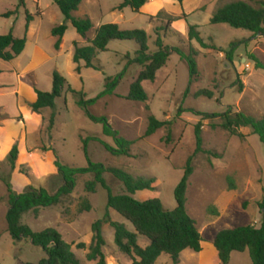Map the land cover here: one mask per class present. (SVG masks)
<instances>
[{
  "label": "rangeland",
  "instance_id": "374dc122",
  "mask_svg": "<svg viewBox=\"0 0 264 264\" xmlns=\"http://www.w3.org/2000/svg\"><path fill=\"white\" fill-rule=\"evenodd\" d=\"M21 1L24 7L16 16L0 17V35L13 32L18 38H24L27 35L26 11L35 17L43 12L44 16L42 22H37V25L42 23L40 32L30 37L26 56L16 62L30 71L22 80L21 88L14 90L17 92L15 103L18 112L8 101L12 93L10 88L14 85L0 88V264H37L46 257L41 248L34 247L28 240L15 243L8 233L7 183L17 194L30 187L44 188L55 194L63 181L54 164V153L58 154L63 164L87 167L88 160L81 138L91 139L87 150L92 162L121 169L133 177L155 179L154 192H139L134 198L139 201L159 199L166 210L173 211L177 207L175 189L183 177L188 159L196 150L195 130L199 124L202 125L204 149L217 153L221 159L199 154L193 160L194 172L189 181L187 210L197 223L203 239V250L201 253L191 250L183 252L180 264H220L213 245L219 232L240 226H262L263 216L258 204L264 195V145L250 129H241L246 138L240 139L219 128L222 122L220 118L205 119L198 113L219 115L231 110L232 113L242 112L255 118L264 117V70L256 69L252 61L254 56L264 65V36H255L226 24L211 25L210 21L215 11L227 4L243 1L257 5L264 0H188L184 6L177 0H150L149 11L153 16L135 14L126 9L125 20L120 18V12L112 11L125 0H87L77 13L88 14L94 29L87 39H78L76 30L69 26L61 51L55 49L56 39L51 30L64 24L65 19L54 0H40V3L37 0H0V15L14 10ZM181 15L186 16V21H178L175 29L163 30L170 16ZM104 24H118L123 30L146 31L152 53L156 51L157 34L166 46L181 47L186 53L195 49L198 51V79L190 83L188 65L178 55L172 54L154 82L142 83L149 96L148 101H128L126 97L130 86L141 68L129 65L128 57H136L138 46L135 42L127 41H112L108 51L100 53L98 59L102 71L86 69L82 62L78 73L71 56L73 43L78 39L81 46H86L95 37L96 27ZM189 26H197L209 46L215 45L227 51L232 43H236L234 61H228L221 51L203 49L196 41H190ZM175 33H180L181 37ZM34 47L37 50L31 58ZM56 71L67 79L73 90L83 92L87 100L97 98L105 90L106 77L124 73L115 94L102 98L89 111L96 117L108 118L120 137L134 143L131 157L113 156L96 141L101 140L116 148L114 140L103 134V125L90 120L77 105L73 94L67 91L56 101L55 127L48 131L52 110L34 113L31 99L35 88L52 91ZM8 72L6 75H10ZM5 78L8 79V76ZM241 85L243 88H240ZM202 90L212 92L213 97H198L197 93ZM179 112L180 116L177 117ZM151 115L162 122L173 121L171 134L163 128L153 136L146 137ZM212 124L217 128H212ZM15 145L18 146L19 156L16 168L12 170L8 157ZM104 177L114 195L126 193L124 185L113 175L107 173ZM92 179L91 175L80 176L74 192L62 204L42 209L38 217L29 213L23 219V223L35 232L56 229L67 243L72 244L74 253L84 264H96L86 259L95 222L104 220L109 213L112 221L133 230L117 212L108 210L107 191L98 187L95 194L87 193L85 186ZM85 199L91 203L92 210L80 214L79 209ZM210 210L217 211L218 215ZM103 236L107 264H132L130 258L117 247L115 231L107 223L103 225ZM79 244H85L86 249H78ZM139 245L147 247L148 239L140 237ZM251 263L249 251L234 252L231 256L230 264ZM156 264L173 262L169 256L162 255Z\"/></svg>",
  "mask_w": 264,
  "mask_h": 264
},
{
  "label": "trees",
  "instance_id": "16d2710c",
  "mask_svg": "<svg viewBox=\"0 0 264 264\" xmlns=\"http://www.w3.org/2000/svg\"><path fill=\"white\" fill-rule=\"evenodd\" d=\"M84 1L54 0L65 19L64 24L56 26L51 32L52 36L57 39L55 44L56 50H60L62 39L67 33L69 26H72L82 39H87L88 34L94 29V23L89 17L78 18L75 16V13ZM184 1L177 0L179 4H183ZM149 2L150 0H125L116 10L123 11L130 9L135 14H139L140 10ZM22 7H24L23 1H21L17 8L1 14L0 17H14ZM185 18V15L170 16L163 30L165 32L171 30L173 23L185 20ZM34 19L35 15L26 11V32H28L30 24ZM150 19H153V17ZM210 23L211 25L226 24L235 29L249 31L255 36H264V2H260L257 5H251L243 1L227 4L215 11ZM175 34L181 37L180 33ZM188 37L190 41H196L203 49L221 51L225 54L228 61H234V55L238 46L236 43H232L230 49L227 51L215 45L209 46L202 38L197 26H189ZM149 40L150 38L144 30H123L118 24H104L96 29L95 37L86 46H81L79 42L74 43L73 62L77 65L76 70L78 73L81 71L82 62L85 63L86 69L102 71L103 67L100 64L98 56L100 53L108 51V46L112 41L135 42L138 46V51L135 58L130 59L128 57L129 65H137L141 68V71L136 80L131 84L126 99L136 103L148 101L149 96L143 88L142 83L154 82L157 73L166 66L172 54L178 55L188 65L190 83L198 79L199 72L196 60L198 51L192 48L189 53H186L181 47L166 46L163 39L157 34L155 42L156 51L152 53L149 47ZM26 45V37L17 38L13 32L0 35V62L10 63L16 60L23 54ZM252 61L255 63L256 69L264 70V65L256 57L252 56ZM1 74L2 69L0 66ZM123 77L124 73L115 77H106L105 90L97 98L87 100V96L83 92L73 90L67 79L56 71L53 74V89L51 92L40 91L37 88L34 89L36 101L31 105V109L36 114H41L46 109L52 110L48 126V131L51 132L55 127L56 101L62 98L65 91H67L73 94L77 105L85 111L86 116L90 120L103 125V134L114 140L116 148L101 140L97 139L96 141L102 144L113 156L131 157V147L134 143L120 137L119 133L111 127L108 118L96 117L89 111V108L96 105L102 98L113 96ZM240 88H243V85ZM197 96L212 98L213 93L202 90L197 93ZM180 112L177 114V117L180 116ZM198 115L205 119L220 118L222 122L219 128L240 139L246 138L241 133V129H250L252 134L257 136L264 145V117L255 118L242 112L232 113L231 110L219 115L208 113H198ZM1 121L2 118L0 117V124ZM173 124V121L162 122L151 115L149 117L146 137L153 136L163 128H166L170 135ZM211 127L217 128L214 124ZM201 128V124L196 126V150L194 155L188 159L183 177L175 189V200L177 203L175 210H166L159 199L147 201L135 199L134 196L139 192H154L156 190V180L133 177L121 169L108 168L101 163L92 162L88 157L87 150L91 139L81 138L83 150L88 160L87 167L77 168L63 164L58 158V154L54 153L56 157L54 164L63 181V185L55 194H51L44 188L35 187H30L25 192L17 194L13 191L11 184L7 183L9 210L6 215V224L8 233L15 243L28 240L34 247L41 248L44 251L46 257L37 264H84L74 253L72 244L67 243L56 229L48 228L41 232H35L30 226L23 223V219L29 213H33L38 217L42 209L59 206L65 198L72 195L77 186V179L80 176L91 175L93 179L87 182L85 186L87 193L95 194L98 187L107 191L108 210L117 212L132 226L133 230H129L125 224L112 221L109 213L104 220L95 222L92 226V243L86 256L88 262L107 264V258L104 253L106 241L103 236V225L105 223L109 224L115 231V243L117 247L130 258L132 264H156L162 255L169 256L173 264H180V256L183 252L191 250L195 253H201L203 250V239L196 221L189 215L187 210L189 181L194 172L193 160L199 154H206L213 156L215 159H221L217 153L204 149ZM18 156L19 149L15 145L8 157L12 170L16 168ZM107 173L113 175L124 185L125 194L114 195L112 193L104 177ZM258 206L263 216V223L260 228L252 225L240 226L223 230L215 237L213 245L220 264H230L231 256L234 252L244 253L246 251H249L251 264H264V195ZM91 210L92 205L89 200H83L79 209L80 214L89 213ZM210 212L218 215L215 210H210ZM140 237L148 239L149 245L147 247L142 248L139 245ZM78 249L84 250L86 249V245L79 244Z\"/></svg>",
  "mask_w": 264,
  "mask_h": 264
},
{
  "label": "crops",
  "instance_id": "0c3cea01",
  "mask_svg": "<svg viewBox=\"0 0 264 264\" xmlns=\"http://www.w3.org/2000/svg\"><path fill=\"white\" fill-rule=\"evenodd\" d=\"M38 3H40V0H37ZM162 0H160L161 2ZM188 0L184 1L183 5H185V3L187 2ZM84 2H87V0H85ZM83 2V3H84ZM82 6V5H81ZM80 6V7H81ZM151 4L148 3L146 6H144L141 10H140V13L139 14H145L147 16H153L151 15L152 13H150L149 11V8H150ZM118 6L114 7L112 9V11L114 12H120V18L125 20V14H124V11L126 10H123V11H118L116 10ZM80 9V8H79ZM79 11V10H78ZM77 11V12H78ZM77 15H75L76 17L78 18H84V17H89L88 14H80V13H77ZM80 14V15H79ZM187 15V14H186ZM44 14L43 12L41 13V16L39 17H35V19L31 22L30 24V27H29V30L26 35V39H27V45H26V48H25V51L23 52V54L21 56H19L16 60L10 62V63H7V62H0V66H1V69H2V74L0 75V87H3L5 85H11V87L14 85V87L10 88L11 90V94L9 95V99L8 101L10 100V103H12V105L14 106V108H16V98H17V92L15 91H18L19 88H21V84H22V80L25 79V77L27 76V74H29V68H24V67H20V65H17L16 62L19 58H21L22 56H26V53H27V49H28V45H29V41H30V37H34L36 36L39 32H40V29H41V24L38 23L37 25V22H42V18H43ZM181 21H186V20H181ZM176 23H173L172 24V27L175 29L176 28ZM95 27V26H94ZM99 26L96 27V29L98 28ZM55 28V27H54ZM53 30V29H52ZM51 30V32H52ZM66 35V34H65ZM15 36V35H14ZM79 36V35H78ZM18 38V36H15ZM65 37V36H64ZM81 37L79 36L78 39H80ZM56 39V38H55ZM78 39L75 41V42H79ZM63 41H64V38L62 39V44H61V48L60 49H63ZM56 42H57V39H56ZM74 42V43H75ZM74 43H73V47H74ZM56 44V43H55ZM37 50V47L35 48L34 47V53H32L31 55V58H33L34 54H35V51ZM61 51V50H59ZM74 51L75 49L73 50L72 52V58H73V55H74ZM29 56V55H27ZM74 63V62H73ZM82 64V63H81ZM75 65V64H74ZM17 66V67H16ZM19 69V70H18ZM6 71H9L8 73H10V75H6ZM5 76H8V79L5 78ZM5 78V79H4ZM5 80V81H4ZM15 90V91H14ZM15 92V93H14ZM35 94V93H34ZM32 95V104L36 101V94L35 95ZM31 104V105H32ZM7 107V106H6ZM6 111H7V108H5ZM17 110V108H16ZM18 112V110H17ZM95 263V262H94Z\"/></svg>",
  "mask_w": 264,
  "mask_h": 264
}]
</instances>
